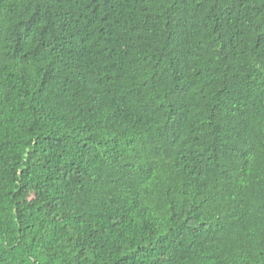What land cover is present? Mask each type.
I'll return each mask as SVG.
<instances>
[{
    "label": "trees",
    "instance_id": "obj_1",
    "mask_svg": "<svg viewBox=\"0 0 264 264\" xmlns=\"http://www.w3.org/2000/svg\"><path fill=\"white\" fill-rule=\"evenodd\" d=\"M0 264H264V0H0Z\"/></svg>",
    "mask_w": 264,
    "mask_h": 264
}]
</instances>
